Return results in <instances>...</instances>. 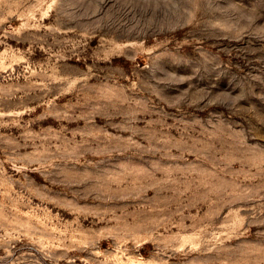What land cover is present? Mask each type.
I'll return each mask as SVG.
<instances>
[{"label": "rangeland", "instance_id": "obj_1", "mask_svg": "<svg viewBox=\"0 0 264 264\" xmlns=\"http://www.w3.org/2000/svg\"><path fill=\"white\" fill-rule=\"evenodd\" d=\"M0 264H264V0H0Z\"/></svg>", "mask_w": 264, "mask_h": 264}]
</instances>
